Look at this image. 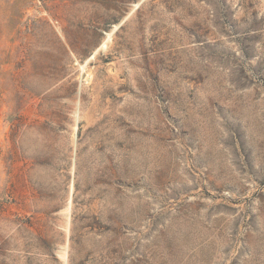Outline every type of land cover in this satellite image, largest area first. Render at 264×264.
<instances>
[{"label":"rangeland","instance_id":"obj_1","mask_svg":"<svg viewBox=\"0 0 264 264\" xmlns=\"http://www.w3.org/2000/svg\"><path fill=\"white\" fill-rule=\"evenodd\" d=\"M0 264H264V0H0Z\"/></svg>","mask_w":264,"mask_h":264}]
</instances>
